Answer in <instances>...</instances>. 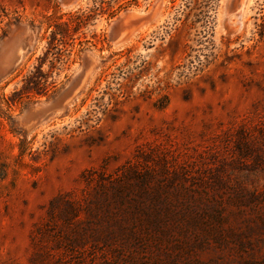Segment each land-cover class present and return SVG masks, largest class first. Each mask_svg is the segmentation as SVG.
<instances>
[{
	"label": "rangeland",
	"instance_id": "1",
	"mask_svg": "<svg viewBox=\"0 0 264 264\" xmlns=\"http://www.w3.org/2000/svg\"><path fill=\"white\" fill-rule=\"evenodd\" d=\"M92 4L0 0V264H264V0H118L45 56Z\"/></svg>",
	"mask_w": 264,
	"mask_h": 264
},
{
	"label": "trees",
	"instance_id": "2",
	"mask_svg": "<svg viewBox=\"0 0 264 264\" xmlns=\"http://www.w3.org/2000/svg\"><path fill=\"white\" fill-rule=\"evenodd\" d=\"M118 0H93V4L91 7L87 8L85 11H77L74 14H71L68 20L62 21L59 23L60 29L62 32H58L56 30L50 31V42L48 43V49L45 53V56L57 48L56 44H61L64 39L68 36V32L70 29L74 31H79L98 13L107 12L109 16L113 17L115 11L112 10L114 7L112 5L113 2ZM121 6V5H120ZM42 66L39 65L38 75L36 73L32 75H28L24 79L23 90L26 93H31L33 91H38L39 89L48 91V88H54L55 85L53 82H48L49 75H43L41 71ZM43 76V77H42Z\"/></svg>",
	"mask_w": 264,
	"mask_h": 264
}]
</instances>
